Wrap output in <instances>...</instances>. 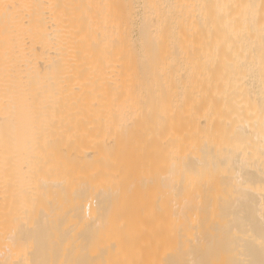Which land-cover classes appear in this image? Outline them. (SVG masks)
Segmentation results:
<instances>
[{"label": "bare ground", "instance_id": "1", "mask_svg": "<svg viewBox=\"0 0 264 264\" xmlns=\"http://www.w3.org/2000/svg\"><path fill=\"white\" fill-rule=\"evenodd\" d=\"M262 51L264 0H0V264H264Z\"/></svg>", "mask_w": 264, "mask_h": 264}, {"label": "rangeland", "instance_id": "2", "mask_svg": "<svg viewBox=\"0 0 264 264\" xmlns=\"http://www.w3.org/2000/svg\"><path fill=\"white\" fill-rule=\"evenodd\" d=\"M248 65L252 67L247 71L264 75V51L254 55L248 61Z\"/></svg>", "mask_w": 264, "mask_h": 264}, {"label": "snow or ice", "instance_id": "3", "mask_svg": "<svg viewBox=\"0 0 264 264\" xmlns=\"http://www.w3.org/2000/svg\"><path fill=\"white\" fill-rule=\"evenodd\" d=\"M11 7H14V5H4V8H5L6 10H10Z\"/></svg>", "mask_w": 264, "mask_h": 264}]
</instances>
